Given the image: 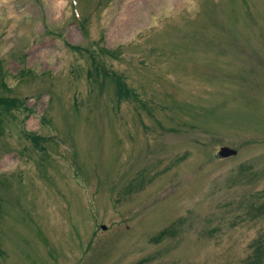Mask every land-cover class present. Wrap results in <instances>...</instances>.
I'll list each match as a JSON object with an SVG mask.
<instances>
[{"label": "rangeland", "instance_id": "1", "mask_svg": "<svg viewBox=\"0 0 264 264\" xmlns=\"http://www.w3.org/2000/svg\"><path fill=\"white\" fill-rule=\"evenodd\" d=\"M0 98V264H264V0H0Z\"/></svg>", "mask_w": 264, "mask_h": 264}, {"label": "trees", "instance_id": "2", "mask_svg": "<svg viewBox=\"0 0 264 264\" xmlns=\"http://www.w3.org/2000/svg\"><path fill=\"white\" fill-rule=\"evenodd\" d=\"M102 73H103V74L105 73V72H104V69L102 70ZM112 79H113L114 83H115L117 86H119V89H120V88H121V82H120L116 77H114V78H112ZM124 86H125V85H124ZM122 90H123V89H122ZM0 104H1L2 106H4L6 109H10L12 106H14V104H13L9 99H7V98H0ZM36 139H37L36 136H32V137L30 138L31 141H36ZM261 209H262V211H264V201H263L261 204H259V206H257V210L261 211ZM163 234H165V232H164V231H161L157 237H160V236H162Z\"/></svg>", "mask_w": 264, "mask_h": 264}, {"label": "water", "instance_id": "3", "mask_svg": "<svg viewBox=\"0 0 264 264\" xmlns=\"http://www.w3.org/2000/svg\"><path fill=\"white\" fill-rule=\"evenodd\" d=\"M235 154V150L228 148L226 146H221L218 150V155L220 157H226V156H231ZM101 228H104L103 226H101Z\"/></svg>", "mask_w": 264, "mask_h": 264}]
</instances>
